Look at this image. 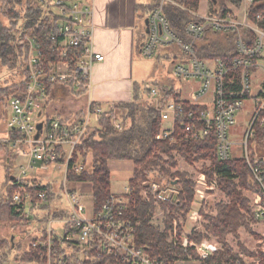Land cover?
I'll use <instances>...</instances> for the list:
<instances>
[{"label":"built area","instance_id":"built-area-1","mask_svg":"<svg viewBox=\"0 0 264 264\" xmlns=\"http://www.w3.org/2000/svg\"><path fill=\"white\" fill-rule=\"evenodd\" d=\"M37 1L43 4L46 0ZM84 2L80 5L65 0L53 1L56 14L63 20L58 22L51 32V41L60 52L58 60L50 66V74L45 67L42 47L32 37V31H27L18 40V45L25 47L26 51L27 81L22 95L10 98L11 116L7 122V131L14 135V138L10 139L9 136L5 140L14 150H23L28 161L26 166L13 176L17 188L12 200L26 210V218L30 219L32 213L38 211L37 207L47 202L51 193L42 189L33 193V189L42 184L33 173H44L50 168L62 167L64 177L60 186L69 204L67 216L47 220L42 230L47 234L46 238H42L41 231H34L33 237V249L42 248L48 264H52L51 257L53 252L57 253L54 251L56 247L66 250L65 255L70 257L71 264H184L182 261L172 262L151 257L144 249L137 247L135 228L125 213L129 188L121 196L112 195L99 211L93 209L91 216L87 217V210L81 203L82 197L68 186L69 173L79 175L85 171L80 156L73 163L76 149L89 136L90 131L97 128L98 118L109 113V110H105L90 97L94 67L104 62L105 57L94 50L93 4L90 3L91 0ZM244 2L249 6V15L254 0ZM166 3L167 0H160L159 5L150 13L148 32L141 54L146 59H154L160 48L177 47L185 60L174 64L171 74L182 83L199 81L201 87L193 92L192 100L187 101L183 100L178 92L145 86L140 88L144 96L140 103L151 105L159 115L161 127L156 135L157 141L176 143L178 129L184 138L190 141H204L214 134L218 160L229 161L233 158L234 146L230 132L236 124V115L250 98L253 71L258 67L264 51V32L252 22L251 26L239 23L231 15L225 18L210 16L201 23L187 24L184 37H180L173 32L164 15L163 8ZM249 30L254 35L253 38L248 36ZM209 31L234 35L233 59L224 62L205 60L198 56V46ZM70 50L80 52L79 62L73 69L67 60ZM233 73H239L237 80L240 89L236 91L230 87L233 82L237 83V80L234 81V77H231ZM53 85L64 86L75 94L84 92L76 98H87L86 102L70 117L49 116L46 112ZM257 106L258 112L252 127L264 110V96L259 98ZM40 123L43 124V129L40 137L36 139ZM113 124L116 131L122 132L120 121L116 120ZM260 125L264 126V119L260 121ZM248 140L242 143L246 150L243 155L246 160L249 158ZM71 163L73 164L70 168ZM250 168L260 185L259 193H254L251 208L255 219L264 224V173L257 167ZM201 181L205 182L204 175ZM156 185L153 184L152 189L158 200L170 201L168 192L158 190ZM198 216L197 212H193L190 218L196 220ZM54 224L58 225V228L54 229ZM189 236L179 240L175 228L168 243L178 244L185 252L192 249L198 264H206L221 253L217 243L204 240L195 244L190 241ZM72 251H79V256L73 258ZM187 258L191 261L189 255ZM58 264H65L62 257Z\"/></svg>","mask_w":264,"mask_h":264},{"label":"trees","instance_id":"trees-1","mask_svg":"<svg viewBox=\"0 0 264 264\" xmlns=\"http://www.w3.org/2000/svg\"><path fill=\"white\" fill-rule=\"evenodd\" d=\"M54 0H46L40 4L37 0H0V68L7 70L12 74V82L6 87L0 88V102L5 98L10 100L12 97L22 95L27 81V63L25 47L18 45L19 38L27 31H32V37L41 45L44 55L45 67L50 74L52 63L58 60L59 49L54 47L51 41V32L55 26L63 20L58 16L54 9ZM155 9L160 0H156ZM174 3L164 4L163 12L168 19L171 29L178 36L184 37V28L191 22L201 23L203 20L198 18L195 13L198 11L200 0H171ZM242 0H219V5L214 4L211 11L212 17L225 18L231 15L226 7V3L238 5ZM249 20L264 32V0H254L250 8ZM6 24H4V22ZM250 38L254 35L247 32ZM234 43V35H230ZM79 51L70 50L67 60L70 67L79 62ZM198 56L202 58L197 49ZM223 57L224 61L228 56H209L207 59ZM203 59V58H202ZM234 81L238 79L239 73H233ZM60 85H53L54 89ZM63 89L64 86H61ZM233 90H239L240 86L236 81L230 86ZM264 88V87H263ZM50 89V87H49ZM60 89V88H59ZM71 95L80 96L84 92L75 94L70 90ZM264 94H260V98ZM144 99L141 89L136 85L133 90V97L130 102H122L109 106V113L103 114L98 118L97 128L90 131L89 136L76 149L73 163L80 156L85 165V171L77 175L68 174V181L72 183H90L93 186L94 211H99L106 203L111 194V174L108 167L109 161H129L133 163L134 173L129 181L130 193L126 195V216L135 228L136 244L142 248L151 257H158L168 261H184L172 244L167 241V233L162 232L158 227L152 225L151 218L156 204V194L149 193V200L141 196V191L148 189L145 186L149 181L157 179V183H165L172 186L177 180V189L179 193L175 199L160 203L161 208L170 213L166 220L169 226L174 217L185 215L192 209V204L196 198V183L193 182L187 174L173 172L171 170L177 167L173 162L175 153L179 154L189 165L198 161H208L210 166L203 173L208 182L216 183L217 187L226 195L230 203L227 205H218V214L215 217L206 216L209 222L206 229L218 236L225 244L224 238L233 234L237 237V231L244 227L249 229L250 221L258 222L252 212L251 202L243 195V192L259 193L260 185L256 182L251 168H259L264 173V126L260 121L264 119V110L252 127V136L247 143L249 158H232L229 161L221 162L216 156V138L211 135L204 141H190L184 138L181 130L176 133V143L168 141L160 142L156 140L157 132L160 130L161 121L159 115L154 111L151 105L140 103ZM80 115V114H79ZM60 118V117H57ZM120 121L123 126L122 132L114 128V121ZM14 136V135H10ZM165 157L168 159L163 162ZM70 164V168L72 164ZM165 166L170 167L166 169ZM6 183L5 196L0 200V224H14L15 227H27L31 224H37L41 220L26 218V210L16 205L12 198L16 186L11 181V173ZM168 177V179H166ZM171 177V179H170ZM167 180V181H166ZM51 192L45 204L38 206L39 211H45L48 219L57 217H66L67 211H51L53 201L60 198V193L56 192L50 185L43 186L38 184L33 193L40 190ZM59 191H62L60 186ZM169 215V214H168ZM172 215V216H171ZM43 221V220H42ZM42 238L47 234L40 227ZM169 228V227H167ZM25 247V250L16 257L17 261L26 264H48L47 256L42 248L33 249V238ZM3 245L0 247V259H4L13 251H21V246H16L12 241L5 238L0 239ZM226 246V244H225ZM229 251L228 247L226 246ZM241 248V245H240ZM244 252L247 251L242 248ZM52 253V264H58L60 258L64 259L65 264L70 263V257H67L66 250L62 247H56ZM73 258L79 256V251H72ZM264 260V255H260ZM222 263L228 264L229 261ZM221 264V263H217Z\"/></svg>","mask_w":264,"mask_h":264},{"label":"rangeland","instance_id":"rangeland-1","mask_svg":"<svg viewBox=\"0 0 264 264\" xmlns=\"http://www.w3.org/2000/svg\"><path fill=\"white\" fill-rule=\"evenodd\" d=\"M248 12V11H246ZM242 17L245 14V11L241 12ZM6 24L5 21H3ZM253 25V24H250ZM162 49V48H160ZM159 49V50H160ZM262 65H264V51L261 54ZM145 59V58H144ZM137 53L135 62L133 64V78L132 85H136L143 89L145 86L154 87V86H162V85H171L177 90H181L183 93V97L187 100H190L189 92L193 90V88H198L199 81H188L183 85L182 82L175 80L171 74V61L165 59H146L144 60ZM263 59V60H262ZM154 75V76H153ZM264 78V73L261 79ZM262 81V80H261ZM264 81V80H263ZM12 82V74L7 70L0 68V88L6 87ZM260 88V86H259ZM254 89L251 88V94L254 95ZM7 98H5L2 102H9ZM256 101V97L246 101L242 107V110L236 115V124L230 132V139L233 142L234 146L232 149V157L236 158L238 156H243L246 152L245 146H242V143L245 142L246 139H250L252 136V124L257 116L258 106L256 105L253 109V103ZM70 105L71 109L79 107L75 101ZM0 103V104H1ZM84 103H82L83 105ZM75 106V107H74ZM253 109V110H252ZM1 126V124H0ZM3 129V128H2ZM3 132H0V200L5 196L6 192V183L9 180V172L15 175L18 171H21V168L26 166L28 157L23 153V150L13 149L11 145L6 141L3 137ZM9 138V137H8ZM14 137H10L13 139ZM7 142V143H6ZM8 147H6V146ZM7 148V149H6ZM13 151V153H11ZM19 152L20 155L17 160L14 161V154ZM173 162L177 163V167L171 170V174L175 175L173 172H180L183 174H187L190 179L196 183V198L192 204V209L189 213L185 215H180L179 217H174L171 224L169 226L166 225V220L170 217V213L167 210H163L160 206L162 201H159L156 197V204L154 205V212L151 218L152 225L158 227L162 232L167 233V241L171 238V234L174 232V229H177L179 240L189 236L191 231V235L189 236L190 241L197 244L204 240L213 241L217 243L221 249V253L215 256L212 260L208 261L206 264H217L222 263L223 261H229L239 264H264V260L260 257V255H264V224L259 222L250 221L249 229L241 227L237 231V237L233 234L227 235L223 241L225 244L219 239L218 236L214 235L210 231L206 229L209 222L207 221L206 216L215 217L218 214L217 207L218 205H227L230 203L229 198L221 193L219 188L214 182H208L207 178H205V182L201 181L203 173L208 169L210 163L208 161H198L195 164L189 165L185 162V160L179 156V154L175 153ZM18 159H25L24 163L20 162ZM166 162L168 159L163 157ZM20 167V168H19ZM132 167V165H131ZM166 169L170 167L165 166ZM111 171L113 175L111 176V192L114 195L121 196L128 189L129 180L132 177V168H117L111 167ZM36 174V173H33ZM40 180L42 184H53L55 191L60 193V198L53 201L51 211L55 210H69V204L65 199V196L62 191H59L61 185V179L64 177V170L62 167L50 168L47 172L41 174ZM168 179V177H166ZM171 179V177H170ZM157 179H153L151 181L148 180L145 183L148 189H144L141 191V196L145 200H149V193H153L152 189L153 184H157L158 190L163 189L168 192V196L173 200L176 198V195L179 193V190L176 188L178 181L175 180L172 186H168L165 183L159 184ZM167 181V180H166ZM69 188L75 190L81 197V203L85 206L87 210V217H90L92 214V210L94 208V197L92 186L90 183H83L80 188L76 187V184L72 182H68ZM167 188V189H166ZM151 191V192H150ZM199 191V193L197 192ZM248 192H243V195L248 198L246 195ZM249 199V198H248ZM193 212L198 213V218L196 220L191 219V215ZM169 214V215H168ZM172 216V215H171ZM32 218L36 220H41L39 222L40 227H44L48 220V216L46 212L43 210L33 212ZM52 218V217H51ZM31 219V218H30ZM50 219V218H49ZM43 220V221H42ZM34 225V224H33ZM169 227V228H167ZM53 228H58V225L54 224ZM19 230L13 228V224H0V239L11 240V234L13 232L18 233ZM34 234V233H33ZM24 232L19 237H23ZM34 235H31L33 238ZM29 240L24 238V244H28L30 241V236H27ZM170 244V243H169ZM241 245V248H240ZM3 245L0 243V247ZM16 246H21L23 252L25 250V245L19 243ZM176 251L173 253H179L182 257H184V264H198L196 262V257L194 255V251L188 250L185 252L178 244L173 245ZM244 248L246 252L243 251ZM187 255L191 257V261L187 258Z\"/></svg>","mask_w":264,"mask_h":264},{"label":"crops","instance_id":"crops-1","mask_svg":"<svg viewBox=\"0 0 264 264\" xmlns=\"http://www.w3.org/2000/svg\"><path fill=\"white\" fill-rule=\"evenodd\" d=\"M65 1L68 3L76 2L80 5H83L85 3L84 0H65ZM168 2L171 3V0H167V3ZM217 2H218L217 5H215L216 7H218L219 5V0ZM90 3L93 4V9H94L95 27L93 34V47L95 52L105 57L104 62L98 63L94 67L92 73V90L90 92V97L92 101H94L97 104H100L105 110H107L108 107L113 104L122 103V102L126 103L132 100L133 90L134 87L137 85V84L134 86L132 85L133 74H135L133 70V64L135 62L137 53L141 56L142 59H144V57L141 54V48L143 46V43L147 35V26L145 22L149 18L150 13L153 10L151 8L154 7L155 3L157 4V1L156 0H91ZM212 4H213L212 0H200L198 11L197 13H195V15L202 20H204L207 17H210L211 11L213 9ZM226 7L230 11L231 16L235 20H237L241 24H248L249 26H251L250 24L252 23L247 17L248 12H246L248 11L249 6L246 2H244V0H242L241 3L238 5L237 4L234 5L232 3L227 2ZM243 11H245V14L242 17L241 12ZM198 51L200 56L205 60H211V59H207L209 56L226 55L228 56V58H226L225 61L223 57H217L214 60H222L224 62H227L230 59H233L235 55L234 43L230 35L215 34L210 31L207 32L204 39L200 42L198 46ZM155 58L171 61L172 67L170 72H172V68L174 64L183 62L185 60L180 50L175 46L165 47L160 49L157 52ZM144 60H146V58ZM262 64H263L262 61L259 60L258 67L255 69V71H253V75H252V87L255 88L254 89L255 93L254 95L251 94L248 100L256 97V101L253 103V109L256 105H258V100L260 98L259 96L260 94H262V90L264 87V81H263L264 78L261 79L264 73V65ZM184 84L185 83H183L182 86H184ZM156 87L161 90L168 89L171 92H178L183 100H187L183 97L182 94L183 92L181 90L179 89L177 90L171 85L164 84L160 87L159 86ZM200 87H201V82L198 83V88ZM59 88H56L51 92L50 101L49 104L47 105L48 107L46 114H48L49 116L67 118L73 115L74 113H77L78 110L82 107V103H85L86 102L85 99L87 98L85 99L76 98V96L71 95L70 90L63 89L61 86ZM198 88H193V90L189 92L190 100H192L193 98V92ZM209 97L211 98V96ZM72 101L78 103L77 105L79 107L71 109L70 111L69 104H73L74 102ZM10 116L11 113H10L9 102H2L0 104V124H1L0 132L1 131L3 132L2 134L4 139H7L11 135L7 131V122ZM15 152L16 154H14V158H15L14 161L17 160V158L20 155L19 152L17 151ZM11 153H13V151H11ZM241 157L243 156H238L236 158H241ZM18 160L23 164L25 159H18ZM108 167L111 176L113 175L111 171V167L129 168V169L132 168V177H133L134 166L132 162L109 161ZM41 174L42 173H36L35 175V178L38 179L39 183H42V181L40 180V176H42ZM13 176L14 175L12 174L11 181H13ZM74 184H76L77 188H80L83 183H74ZM42 185H50L51 187L54 188L53 184L47 183ZM127 190L128 189H126V191ZM92 191H93V186H92ZM246 195H248V198L251 202L254 197V193L248 192ZM13 228L19 231L18 233L13 232L14 234H11L12 242L14 244L21 243L25 246H27L28 244L27 245L24 244L23 242V240L25 241L24 238L26 237V239L29 240L27 236H30V241H31L32 240L31 235H34L33 234L34 231L37 232L40 231V228L37 224L34 225L31 224V226H27V227H15L13 224ZM23 232L25 235L23 237L22 236L19 237V235H22ZM21 253H22L21 251H13L9 255H6L4 259H0V264H26L16 260V257Z\"/></svg>","mask_w":264,"mask_h":264},{"label":"water","instance_id":"water-1","mask_svg":"<svg viewBox=\"0 0 264 264\" xmlns=\"http://www.w3.org/2000/svg\"><path fill=\"white\" fill-rule=\"evenodd\" d=\"M218 0H212V2H213V4L214 5H217V2ZM146 26H147V32H148V23H149V20L147 19L146 20ZM42 129H43V124L42 123H40L39 125H38V127H37V130H38V133H37V135H36V139H38L39 137H40V134H41V132H42Z\"/></svg>","mask_w":264,"mask_h":264},{"label":"bare ground","instance_id":"bare-ground-1","mask_svg":"<svg viewBox=\"0 0 264 264\" xmlns=\"http://www.w3.org/2000/svg\"><path fill=\"white\" fill-rule=\"evenodd\" d=\"M182 262H185V261H182Z\"/></svg>","mask_w":264,"mask_h":264}]
</instances>
